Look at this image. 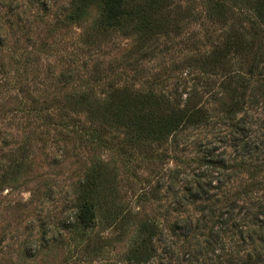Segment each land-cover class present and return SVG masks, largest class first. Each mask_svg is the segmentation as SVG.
Listing matches in <instances>:
<instances>
[{"label": "trees", "instance_id": "obj_1", "mask_svg": "<svg viewBox=\"0 0 264 264\" xmlns=\"http://www.w3.org/2000/svg\"><path fill=\"white\" fill-rule=\"evenodd\" d=\"M180 1L71 0L61 16L55 15L56 23L51 27L56 30L68 24L83 23L97 11L87 44H95L114 34L126 36L134 42L127 63L137 67L140 57L156 56L155 50L162 39L172 41L185 26L202 19L193 8L185 7ZM206 3L208 20L213 25H227V31L204 50L195 48L196 53L181 63L187 72L176 78L184 83L186 90L181 91L177 81L168 84L176 67H170L165 77H156L152 88L147 90L137 88L129 80L112 81L100 94L84 80L80 69H86V63L76 64V69L63 68L57 75L53 72L48 77L73 90L59 101L63 129L79 135L81 142L94 150L106 148L122 155L153 156V147L163 148L170 143L176 151L180 150V145H194L196 154L201 155L200 174L197 172L192 182L182 181L179 168L171 171L176 198L173 211L183 213L186 207H194L200 215L198 219L188 216L179 220L174 225V234L178 236L177 229L185 231L181 232L182 237L187 242L194 240L198 248L183 258L172 248L160 250L159 245L165 240L159 237L157 224L151 220L130 219L136 235L125 255L127 264H171L172 261L178 264H210L209 261L212 264H264V134L253 141L256 122L253 117L240 118L253 107H264V0H207ZM24 6L25 3L20 4L18 0H0V54L11 49L9 42L15 36V46L20 42L18 37L31 39L33 23L30 11ZM40 10L49 15L44 4ZM35 22L45 23V18H36ZM38 46H33L37 55L42 49L40 42ZM27 65L28 59H25L23 73ZM4 69L0 63V88H9L11 84L6 81L11 72ZM93 72L98 81L103 80L99 64ZM15 85H21L17 88L19 92L29 88L22 81ZM28 99L32 104L30 114L50 124L52 118L47 112V103L35 97ZM113 127L125 130L124 139L117 145L107 138L109 128ZM192 130L206 132V136L182 138ZM259 130L264 131V122ZM19 151L26 154L28 148L22 146ZM185 162L188 161L182 163ZM103 170H107L105 163L95 156L91 173L81 186L80 206L75 213L83 228L91 226L97 218V202L103 197L105 182ZM241 174H247L250 182L234 186ZM179 183L185 184L183 192L176 189ZM227 235L238 236L244 247L240 244L228 247Z\"/></svg>", "mask_w": 264, "mask_h": 264}, {"label": "rangeland", "instance_id": "obj_2", "mask_svg": "<svg viewBox=\"0 0 264 264\" xmlns=\"http://www.w3.org/2000/svg\"><path fill=\"white\" fill-rule=\"evenodd\" d=\"M206 1L181 0L180 3L193 8L202 19L185 26L176 39H162L155 57L142 56L137 67H132L127 63V55L134 43L132 39L114 34L95 44H87V36L98 17L97 11H93L83 23L52 30L55 15L61 16L71 0H18L30 11L33 25L29 41L18 37L20 42L15 46V36L9 42L11 49L0 54L4 72H11L6 81L11 84L9 88H0V264H127L125 255L136 235L130 219L136 222L151 220L157 224L159 237L165 240L159 245L160 250L172 248L183 258L198 248L194 240L187 242L182 237L181 232L185 231L177 229L178 236L174 234V225L179 220L188 216L198 219L200 215L194 207H186L183 213L173 211L176 198L171 173L179 168L183 182L195 179L201 156L196 154V147L180 145V150L176 151L168 143L163 148L153 147V156L122 155L106 148L94 150V147L83 144L79 135L63 129L59 101L73 90L48 77L53 72L57 75L63 68L76 69V64L86 63V69H80L84 80L100 94L112 81L129 80L137 88L147 90L152 88L156 77H165L170 67H176L168 84L177 81L180 90H186L184 83L176 78L186 71L181 63L196 53L195 48L204 50L227 31V25H213L208 20ZM43 4L48 16L40 10ZM42 17L45 23L35 22L36 18ZM35 42L42 45L38 55L33 48H39ZM25 59H28V65L23 73ZM97 64L102 81H98L93 72ZM17 81L28 84L29 88L19 92L21 85L16 87ZM29 97L47 103V112L52 118L50 124L30 114L32 104ZM247 117H253L257 124L252 132V140L257 141L260 134H264L259 130L264 122V107H253L247 115H240V118ZM107 135L117 145L124 139L125 130L109 128ZM186 136L202 139L206 132L192 130L182 138ZM22 146L28 148L26 154L19 151ZM226 149L230 152L229 148ZM95 156L105 163L107 169L103 170L106 173L103 197L97 202L96 220L83 228L75 213L80 206L81 186L91 173L89 170ZM237 179L234 186L250 182L247 174H241ZM184 185L179 183L176 189L183 192ZM118 212L121 215L115 219ZM226 237L228 247L243 246L238 236ZM242 255L245 258L247 251Z\"/></svg>", "mask_w": 264, "mask_h": 264}]
</instances>
